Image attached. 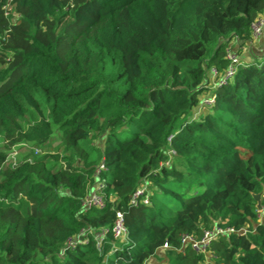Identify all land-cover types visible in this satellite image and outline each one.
<instances>
[{"label": "trees", "instance_id": "obj_1", "mask_svg": "<svg viewBox=\"0 0 264 264\" xmlns=\"http://www.w3.org/2000/svg\"><path fill=\"white\" fill-rule=\"evenodd\" d=\"M261 14L264 0H0V264H264V51L216 83ZM98 183L105 204L86 208ZM141 186L149 203H132ZM216 225L236 231L206 253L181 244Z\"/></svg>", "mask_w": 264, "mask_h": 264}, {"label": "built area", "instance_id": "obj_2", "mask_svg": "<svg viewBox=\"0 0 264 264\" xmlns=\"http://www.w3.org/2000/svg\"><path fill=\"white\" fill-rule=\"evenodd\" d=\"M251 30H252V36L253 39L257 38L261 35V33L264 30V14H261L257 16L254 21L251 23ZM235 51L231 50L228 52V58L230 59L229 66L227 67L224 75L220 76L217 80V84H225L227 83L235 72V66L237 62L239 61L238 56H235ZM214 76L217 75V70L213 69ZM174 153V151H171ZM104 165L100 164V166L96 170V175H99L101 170L104 169ZM97 186V187H96ZM94 188H92L85 198L83 205L86 208L89 207H97L101 208L105 204V199L101 191L99 190L102 186V183H98ZM140 198L144 203H149V196L145 191V187H139L132 198V203H136L137 199ZM113 235L116 239L124 238L127 233V228L124 223V217L121 212H117V218L114 222L113 228ZM236 231L231 226H220L216 225L212 227L211 229L205 230L203 235L201 237H195L192 234L186 233L181 236V244L184 246H190L194 251L197 253H206L214 239H216L219 235L226 234L228 232ZM105 235V231H99L95 233V237L97 239V247H100L102 244L103 237ZM78 238L69 239L68 244L72 245L74 244ZM164 247H168V244L165 243Z\"/></svg>", "mask_w": 264, "mask_h": 264}, {"label": "rangeland", "instance_id": "obj_3", "mask_svg": "<svg viewBox=\"0 0 264 264\" xmlns=\"http://www.w3.org/2000/svg\"><path fill=\"white\" fill-rule=\"evenodd\" d=\"M239 45V44H238ZM237 45V46H238ZM235 47L234 51H235V56H238V58H242L244 57V59H247L244 54H243V48H240L239 46L238 47ZM233 49V48H232ZM231 51V50H229ZM228 51V52H229ZM250 51V49H249ZM228 52H227V56H228ZM207 98V97H206ZM205 98V101L207 103H212L214 102V99H206ZM59 144V137L58 136H55L51 142L47 145L46 148H38L37 151H39L40 153L43 151V149H47V148H51V149H54L57 147V145ZM2 146V140L0 138V147ZM30 147H34V145L32 143H28V144H20V145H17L15 146L11 152H10V160H16V159H19L20 157L22 156H25L29 151H30ZM9 160V161H10Z\"/></svg>", "mask_w": 264, "mask_h": 264}, {"label": "crops", "instance_id": "obj_4", "mask_svg": "<svg viewBox=\"0 0 264 264\" xmlns=\"http://www.w3.org/2000/svg\"><path fill=\"white\" fill-rule=\"evenodd\" d=\"M250 49V51H249ZM264 51V30L260 36L252 39L249 43L243 46V54L246 58L250 59L253 55H260Z\"/></svg>", "mask_w": 264, "mask_h": 264}, {"label": "water", "instance_id": "obj_5", "mask_svg": "<svg viewBox=\"0 0 264 264\" xmlns=\"http://www.w3.org/2000/svg\"><path fill=\"white\" fill-rule=\"evenodd\" d=\"M254 197H255V199L258 202V204H257L258 209L261 210L262 209V206H261L260 194H255Z\"/></svg>", "mask_w": 264, "mask_h": 264}]
</instances>
